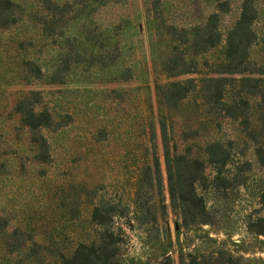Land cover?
<instances>
[{
    "label": "rangeland",
    "instance_id": "1",
    "mask_svg": "<svg viewBox=\"0 0 264 264\" xmlns=\"http://www.w3.org/2000/svg\"><path fill=\"white\" fill-rule=\"evenodd\" d=\"M13 1L20 5V19L0 29V206L26 210L46 202L57 185L100 183L98 195L113 205L111 229L120 239L114 264H160L167 257L170 264H181L187 254L199 263L217 250L235 264H264V239L245 229L246 216L259 207L256 180L264 175L252 161L247 171L237 173L230 165L221 170L229 183L238 174L245 178L243 187L228 185L224 194L212 188L215 171L205 167V183L196 190L213 214L212 225L183 227L169 205L153 90L154 77L164 79L153 75L150 62L163 47L153 39L157 12L149 8L150 0H50L66 5L62 20L53 24L55 33L45 36L39 32L51 12L42 0ZM160 1L161 17L178 25L211 10L207 0ZM262 8L253 25L258 37H264ZM236 13L225 14L224 24ZM217 54L213 50L208 56ZM250 58L264 60L258 44ZM59 63L65 65L62 79L52 73ZM125 67L130 73L123 80L117 74ZM24 97L33 110H45L51 118L37 131L46 142V156L20 122L15 106ZM152 156L157 170L142 175L139 166ZM243 157L250 161L249 149Z\"/></svg>",
    "mask_w": 264,
    "mask_h": 264
},
{
    "label": "trees",
    "instance_id": "2",
    "mask_svg": "<svg viewBox=\"0 0 264 264\" xmlns=\"http://www.w3.org/2000/svg\"><path fill=\"white\" fill-rule=\"evenodd\" d=\"M232 1L207 0L209 12L179 25L161 17L160 0L149 1V8L157 12L152 16L156 22L153 39L163 47L150 62L153 75L164 79L154 77L153 90L160 115L167 193L183 227L213 224V214L196 190L197 184L205 183L207 165L215 171L209 183L222 194L228 185L239 188L245 184L240 174L230 177L232 183L220 177L224 167L230 165L240 173L250 170L252 161L264 173V60L250 58V49L256 44L264 55V37L253 29L264 0H235L231 5ZM42 5L51 12L49 23L39 32L45 36L55 33L53 24L62 20L61 7L66 3L58 6L42 0ZM233 9L237 13L224 24L223 16ZM20 13V5L13 0H0V29L14 25ZM69 38L64 37L66 42ZM213 50L218 54L211 59L208 55ZM25 65L40 72L33 60H26ZM64 69V63L58 66L53 78L62 79ZM129 73L130 68L125 67L117 75L124 80ZM15 108L21 124L31 132V141L46 156V142L37 131L51 124L49 114L33 110L25 97ZM175 123L179 131L174 137ZM95 133L93 141L101 130ZM247 149L250 161L243 157ZM150 169L157 170L155 156L139 166L148 177ZM138 183L139 177L136 187ZM256 186L259 207L246 216L245 229L264 239V175ZM100 187V183L88 186L84 180L68 181L55 186L40 206L17 208L16 212L0 206V264H114L120 239L111 229L113 205H106L98 195ZM215 253L199 263L187 254V262L181 264H235L219 250ZM160 264H170L169 258Z\"/></svg>",
    "mask_w": 264,
    "mask_h": 264
}]
</instances>
